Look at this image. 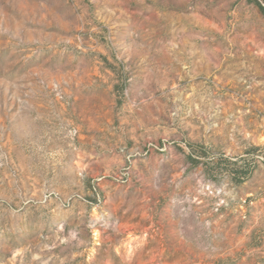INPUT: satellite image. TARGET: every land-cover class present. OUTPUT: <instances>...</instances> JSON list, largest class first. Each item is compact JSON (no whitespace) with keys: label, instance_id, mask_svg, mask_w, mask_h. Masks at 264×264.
<instances>
[{"label":"rangeland","instance_id":"374dc122","mask_svg":"<svg viewBox=\"0 0 264 264\" xmlns=\"http://www.w3.org/2000/svg\"><path fill=\"white\" fill-rule=\"evenodd\" d=\"M264 0H0V264H264Z\"/></svg>","mask_w":264,"mask_h":264},{"label":"trees","instance_id":"16d2710c","mask_svg":"<svg viewBox=\"0 0 264 264\" xmlns=\"http://www.w3.org/2000/svg\"><path fill=\"white\" fill-rule=\"evenodd\" d=\"M262 9L264 10V7H262Z\"/></svg>","mask_w":264,"mask_h":264}]
</instances>
